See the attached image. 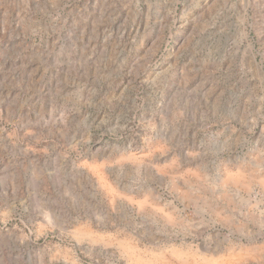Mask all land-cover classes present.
Instances as JSON below:
<instances>
[{"label": "rangeland", "instance_id": "374dc122", "mask_svg": "<svg viewBox=\"0 0 264 264\" xmlns=\"http://www.w3.org/2000/svg\"><path fill=\"white\" fill-rule=\"evenodd\" d=\"M0 264H264V0H0Z\"/></svg>", "mask_w": 264, "mask_h": 264}]
</instances>
